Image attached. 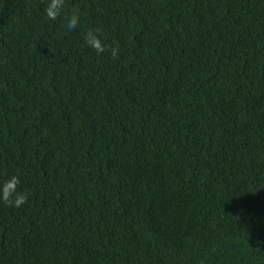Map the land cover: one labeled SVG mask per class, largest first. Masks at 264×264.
Returning a JSON list of instances; mask_svg holds the SVG:
<instances>
[{
  "label": "trees",
  "instance_id": "1",
  "mask_svg": "<svg viewBox=\"0 0 264 264\" xmlns=\"http://www.w3.org/2000/svg\"><path fill=\"white\" fill-rule=\"evenodd\" d=\"M48 3L0 0V264H264V0Z\"/></svg>",
  "mask_w": 264,
  "mask_h": 264
},
{
  "label": "clouds",
  "instance_id": "2",
  "mask_svg": "<svg viewBox=\"0 0 264 264\" xmlns=\"http://www.w3.org/2000/svg\"><path fill=\"white\" fill-rule=\"evenodd\" d=\"M64 8V0H49L46 13L51 18H56L59 16ZM68 19V27L75 28L79 23V12L73 11ZM86 44L95 48L97 52H102L104 50V44L95 31H89L86 33L85 37ZM117 54V49H112V55ZM19 183L18 177H12L8 182H6L3 187H0V198L5 201H10L9 198L15 193L14 203L16 206L24 203L27 200V194L21 192H15L16 185Z\"/></svg>",
  "mask_w": 264,
  "mask_h": 264
}]
</instances>
